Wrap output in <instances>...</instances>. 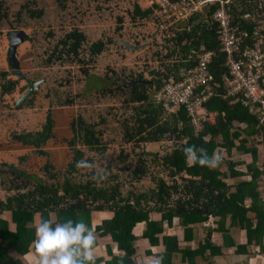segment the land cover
I'll use <instances>...</instances> for the list:
<instances>
[{
    "label": "trees",
    "instance_id": "obj_1",
    "mask_svg": "<svg viewBox=\"0 0 264 264\" xmlns=\"http://www.w3.org/2000/svg\"><path fill=\"white\" fill-rule=\"evenodd\" d=\"M137 1L130 0L131 6L126 11L129 22L152 21L151 9L140 8ZM63 3L58 4L61 12L66 9ZM1 4L0 0V23L7 19ZM227 6L231 28L237 37L242 38L241 50L259 41L264 53V14L259 27L256 20L251 19V16L257 15L253 0H230ZM218 7V2H209L198 8L172 27L174 38L169 40L156 41L157 29L154 26V45L139 50V63H142L138 65L139 71L124 67L117 71L108 67L102 76L106 84L99 88V95L119 98L121 109H129L127 116L118 123L121 141H133V147L138 149L136 154L151 157L153 172L147 173L151 183L149 187L122 191L123 183L117 181V173L111 172L109 167H104L109 175L101 183L91 179L93 171L86 170L80 174L81 169L75 167L80 159L95 163L84 155L79 146L93 153L103 150L109 142L108 139L105 143L102 140L104 119L86 123L77 114L70 120V137L62 140L70 151V159L64 169L53 166L49 150L45 148L48 141L54 140L51 105H48L37 129L22 128L8 132L7 140L0 143V149L14 147L29 150L17 157V164L0 162L2 167L7 168L6 173L12 174L10 178L6 173H0V186L7 191V195L0 199V264H22V258L30 254L41 217L53 222L83 220L95 232L97 239L109 238L110 247L105 248L109 260L102 263L95 260V264H141L135 259L134 243L139 239L146 240L150 248L162 245L160 254L164 257L163 264H173L175 254H181L182 263L195 264L198 257L203 258L206 249L211 254L206 261L211 264L210 257L222 255L221 249L212 246L208 238L204 244L199 238L211 219L216 221V232L222 233L225 247L230 245L226 236L228 230L239 228L245 232L246 244L236 247L235 252H245L247 246H258L264 251V200H261L258 190L264 183V97L259 100L264 94L256 91L254 101L246 98L243 92L225 97L224 78L228 70L224 66L225 53L221 52L213 19ZM246 15L250 18L246 19ZM29 17L39 19L42 11L29 12ZM80 24L72 26L56 40L52 31L46 33L47 47L43 52L47 57L44 66H74L79 76L87 78L90 75L89 70L97 64L99 56L106 53L107 47L99 39L88 42V36L79 28ZM135 42L134 47L141 46L136 39ZM116 48L132 52L121 45ZM206 52L211 53L208 70L213 82L204 90L212 95L204 103L206 115L202 128L195 131L184 106L168 112L152 99L151 94L162 86L163 80L171 76L181 77ZM36 62L34 56L31 66ZM261 77L264 88V75ZM20 80L10 68L0 70V101L5 109L11 110L10 100ZM35 95L26 99L22 108L33 109ZM46 97L49 98V95ZM57 105L70 107L72 101L64 100ZM154 142L160 149H144L145 144ZM191 145L206 149L209 155L221 150L222 164L215 169L189 164L183 149ZM29 152L44 157L38 173L24 168V162L30 158ZM121 155L124 157L126 154ZM236 155L238 159H235ZM245 156L249 159L246 160ZM134 172L137 173V180L146 174L144 169H135ZM12 184L13 188L10 187ZM6 213L9 214V221L3 218ZM92 214H106L108 217L92 226ZM175 220L183 230L184 241L195 243L193 248H182L176 235L164 234L165 227H173ZM112 248L116 250V255L111 254Z\"/></svg>",
    "mask_w": 264,
    "mask_h": 264
},
{
    "label": "rangeland",
    "instance_id": "obj_2",
    "mask_svg": "<svg viewBox=\"0 0 264 264\" xmlns=\"http://www.w3.org/2000/svg\"><path fill=\"white\" fill-rule=\"evenodd\" d=\"M1 2L2 11L5 10L7 19L0 23V70H9L7 64L9 48L7 33L20 30L28 36V41L21 43L16 52L20 69L26 79L31 81L44 79L45 82L35 92L34 99L35 104L41 100L42 105H34L33 109L14 107L16 101L27 90V84L24 80L19 81L18 88L12 96V100H10L11 104L8 99L6 100L11 105V110L5 109L0 101V143L7 140L10 130L22 128L33 130L39 127L45 114L39 108H47V105H51L55 138L48 141L46 148L50 151V159L55 168L64 169L65 162L70 159V151L62 140L70 137V131L68 130L70 120L77 114L81 115L86 123L98 122L104 119L101 128L105 130V133L102 140L105 143V139H108L109 142L106 143L103 150L93 153L79 146L84 155L95 160L97 170L107 166L111 172L115 171L117 181L123 183L122 191L143 190L149 187L151 183L148 181V174L153 172L150 155L136 154L138 149L136 150V147H133L134 142L124 143L118 134V123L127 116L129 109L127 111L121 109V99L119 98L100 96L99 88L106 84L102 76H104L108 67L117 71L122 67L126 70H140L138 65L141 66L142 63H139L141 55L139 50L154 45L152 22L144 20L130 23L126 14L131 6L130 0H64V3L61 0H1ZM60 2L66 5V9L62 12L58 5ZM253 2L256 5L257 15L251 16V19L256 20L257 25L261 27L260 18L264 14V0H253ZM137 4L142 9L146 8L143 0H138ZM40 10L42 11L41 18L32 19L29 17V12ZM245 18L249 19L250 17L246 15ZM77 21L81 23L79 28L88 36V42L99 39L105 43L104 47H107L106 53L101 54L97 59V64L89 70L90 75L87 78L79 76L74 66L55 64L47 67L43 65L47 57L43 52L44 47H47L46 33L52 31L53 39L56 40L72 26L77 25ZM262 28L264 29V25ZM135 39L138 45L141 46L132 52L116 48L120 46L119 42L134 47ZM155 40L157 41L156 36ZM260 47V43L257 41L249 48L254 53H258V55L256 53L258 61L254 62V66H251V68L252 73L260 79L259 89L264 90L261 80V75H264V53L261 52ZM34 56L37 62L31 66V60ZM47 95H49V98L46 97ZM263 97L264 95L260 96L259 100ZM64 100L72 101V106L57 105ZM150 149L157 151L160 146L157 145V147H150L146 150L151 151ZM120 150L123 153H120ZM0 151V162L13 164L18 163V156L27 152L25 149L14 147L4 148ZM29 154L30 158L24 162V168L28 172L38 173L44 158L31 152ZM121 154L126 155L123 157ZM135 169H144L146 174L137 180ZM6 170L7 168L2 167L0 164V173H6ZM84 171L86 170L81 169L79 172L82 174ZM6 174L12 178V174L9 172ZM5 182L8 183V180H5ZM10 187L13 188V184ZM5 195H7V191L0 186V199H3ZM3 218L7 221L10 220L8 213ZM12 226L11 224L10 228ZM219 240L220 237L214 234V241Z\"/></svg>",
    "mask_w": 264,
    "mask_h": 264
},
{
    "label": "built area",
    "instance_id": "obj_3",
    "mask_svg": "<svg viewBox=\"0 0 264 264\" xmlns=\"http://www.w3.org/2000/svg\"><path fill=\"white\" fill-rule=\"evenodd\" d=\"M146 7L151 9L150 19L153 27H156L157 41L160 39H172L174 33L172 27L184 21L194 11L200 9L209 2H218L219 7L213 14L216 23V34L221 45V52L225 53L224 66L228 70L224 78L225 97H234L243 92L246 98L256 100L254 93L264 94L258 88V77L252 73L251 66L258 61L256 53L246 46L241 50L242 38L237 37L231 28V17L228 12L229 0H143ZM243 36H246L244 34ZM258 55V53H257ZM211 61V53L206 52L199 56L198 63L186 69L181 77L171 76L163 80L162 86L153 90L151 97L156 103L168 112H174L181 105L184 106L187 115L195 131L202 128L206 110L204 103L212 95L205 92V88L213 82L208 70ZM246 69V70H244Z\"/></svg>",
    "mask_w": 264,
    "mask_h": 264
},
{
    "label": "clouds",
    "instance_id": "obj_4",
    "mask_svg": "<svg viewBox=\"0 0 264 264\" xmlns=\"http://www.w3.org/2000/svg\"><path fill=\"white\" fill-rule=\"evenodd\" d=\"M183 154L189 164L210 169L219 167L223 161L221 150H215L209 155L206 149H197L195 145L185 147ZM75 167L93 171L91 179L96 183L108 179L109 172L106 169L97 170L96 164L88 160L76 161ZM96 240L95 232L83 220L53 222L41 217L32 242L36 264H95ZM163 261L162 254L144 258V264H163Z\"/></svg>",
    "mask_w": 264,
    "mask_h": 264
},
{
    "label": "crops",
    "instance_id": "obj_5",
    "mask_svg": "<svg viewBox=\"0 0 264 264\" xmlns=\"http://www.w3.org/2000/svg\"><path fill=\"white\" fill-rule=\"evenodd\" d=\"M40 102L41 101L39 100V102L36 103V106H38V104ZM47 107H48V105H47ZM41 110L46 112L47 108L42 107ZM50 111H51V115H52L53 109L51 108ZM52 119H53V116H52ZM68 125H69V123H68ZM53 127H54V120H53ZM35 129H37V128H35ZM35 129H33V130H35ZM26 130H29V129H26ZM68 130H69V128H68ZM53 133H54V130H53ZM54 138H55V136H54ZM150 147H157V143L154 142V143H149V144L144 145L145 150L147 148H150ZM259 147L260 146H258V148ZM45 148H46V145H45ZM16 149H21V148H16ZM22 149H25L26 151L29 150L28 148H22ZM0 150H3V149H0ZM150 150L154 151V149H150ZM0 153H1V151H0ZM49 156H50V151H49ZM238 158H239V156L236 155L235 159H238ZM245 159L248 160L249 159L248 156H245ZM67 162H68V160L65 162V164ZM51 163H52V160H51ZM258 190L261 193V200H264V196H263L264 183H262V186H260L258 188ZM107 217L108 216L106 214H104V215L103 214H92L91 215V223H92V225L94 224L93 226L98 225L99 222L101 221V219L107 218ZM215 222H216L215 220L213 221V219H211L209 221V223H206L204 226L203 232L200 233V235H199V238L202 240V242L208 238L209 243L212 246L215 245L216 247H219L221 249L222 255L210 257L211 258V260H210L211 264H264V251L260 250V248L258 246H247L245 249L246 250L245 252H242V251H240L239 253L235 252L236 247H238V246L242 247L246 244L245 232L239 228H233V229L228 230V234L226 236H227V242L230 243V245L225 247L223 245L222 233L216 232L217 225ZM227 227H228V222H226V225H225L226 229H227ZM164 234L176 235L178 238L180 247H182V248H184V247L193 248L195 245V243L193 241H190V242L184 241L183 230L177 225L176 220L174 222L173 227H171V228L165 227ZM214 234H216L217 236L220 237L219 241H217V242L214 241ZM204 243H205V241L202 244H204ZM109 244H110L109 238H101V239L96 240V245L94 246L95 260H101V263L109 260V256L105 252V248L110 247ZM134 245L136 247V253H135L136 258L135 259L140 260L141 264H144V258L146 256L160 254L163 251L162 245H158L156 247L150 248L147 241L142 240V239L137 240L134 243ZM262 245L264 246V238L262 239ZM147 251H150L151 254H146ZM110 252H111V254L116 255L115 249L112 248ZM29 253L30 254H28L22 258V260H21L22 264H36V255H35L33 244L30 247ZM209 255H211L210 251H209V249H206L203 258L201 259L200 257H198L197 262L195 264H207L208 261H206V257ZM172 262H173V264H186V263L181 262V254L173 255Z\"/></svg>",
    "mask_w": 264,
    "mask_h": 264
},
{
    "label": "water",
    "instance_id": "obj_6",
    "mask_svg": "<svg viewBox=\"0 0 264 264\" xmlns=\"http://www.w3.org/2000/svg\"><path fill=\"white\" fill-rule=\"evenodd\" d=\"M7 37L9 39V48L7 52V64L9 68L11 69L12 74L17 78L26 81V84H27L26 92L23 95H21V97L16 101L15 106H14L15 108L21 109L26 99L31 97L40 88V85L45 82V80L44 79L36 80V81L28 80L22 74L20 70V63L17 59L16 52H17L18 46L24 41H26L28 36L23 31L13 30L7 33ZM119 44L125 50L134 51L137 49V47H133L124 42H119ZM138 82H142L144 84L150 83L149 81H138Z\"/></svg>",
    "mask_w": 264,
    "mask_h": 264
}]
</instances>
